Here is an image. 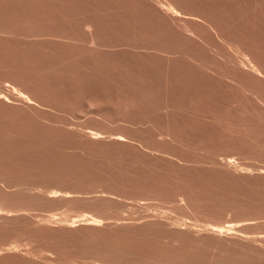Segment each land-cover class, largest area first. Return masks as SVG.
<instances>
[{
  "label": "rangeland",
  "instance_id": "rangeland-1",
  "mask_svg": "<svg viewBox=\"0 0 264 264\" xmlns=\"http://www.w3.org/2000/svg\"><path fill=\"white\" fill-rule=\"evenodd\" d=\"M0 208V264H264V0H0Z\"/></svg>",
  "mask_w": 264,
  "mask_h": 264
},
{
  "label": "bare ground",
  "instance_id": "bare-ground-1",
  "mask_svg": "<svg viewBox=\"0 0 264 264\" xmlns=\"http://www.w3.org/2000/svg\"><path fill=\"white\" fill-rule=\"evenodd\" d=\"M15 91V90H14ZM22 94V93H21ZM20 96V95H19ZM22 96V95H21ZM24 97V96H23ZM33 190H34V188H32ZM30 190V189H29ZM49 194H51L52 196H54V193H56V192H48ZM59 193V195L60 196H62V197H67V192H62V194L60 193V192H58ZM70 193V192H69ZM2 208H0V210H1ZM4 211V210H3ZM1 212V211H0ZM84 220V222L86 221L89 225H93V224H95V222H97L96 220H95V218L94 217H89V216H84L83 217V219H82V221ZM100 222V221H99ZM76 223V222H75ZM73 225V224H72ZM97 225V224H96ZM94 226V225H93ZM212 230V229H211ZM230 230V229H229ZM221 231L223 232V229L221 228L220 230H218V229H214V230H212V232H213V234L215 233L216 235H220L221 234ZM227 231H228V229H227ZM222 235H223V233H222ZM107 247H110V249H111V246H107ZM13 249V248H12ZM16 249V248H15ZM110 249H109V251H110ZM106 250V249H105ZM104 250V251H105ZM108 250V249H107ZM112 251V250H111ZM110 251V252H111ZM109 252V253H110ZM113 252V254H115L114 253V251H112ZM112 252H111V254H112ZM117 253V252H116Z\"/></svg>",
  "mask_w": 264,
  "mask_h": 264
}]
</instances>
